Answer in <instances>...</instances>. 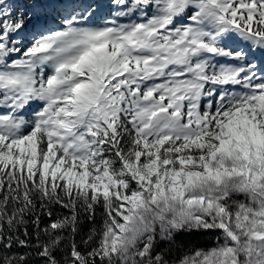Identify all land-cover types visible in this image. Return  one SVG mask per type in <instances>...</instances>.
Masks as SVG:
<instances>
[{
  "label": "snow or ice",
  "instance_id": "1",
  "mask_svg": "<svg viewBox=\"0 0 264 264\" xmlns=\"http://www.w3.org/2000/svg\"><path fill=\"white\" fill-rule=\"evenodd\" d=\"M0 264H264V0H0Z\"/></svg>",
  "mask_w": 264,
  "mask_h": 264
},
{
  "label": "trees",
  "instance_id": "2",
  "mask_svg": "<svg viewBox=\"0 0 264 264\" xmlns=\"http://www.w3.org/2000/svg\"><path fill=\"white\" fill-rule=\"evenodd\" d=\"M47 218L45 217V223H47ZM215 234L208 235H196L190 238L191 245L195 247H211L214 243Z\"/></svg>",
  "mask_w": 264,
  "mask_h": 264
}]
</instances>
